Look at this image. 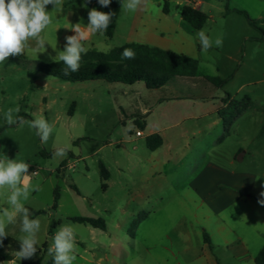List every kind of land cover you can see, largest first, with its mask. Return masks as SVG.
<instances>
[{
  "label": "rangeland",
  "instance_id": "1",
  "mask_svg": "<svg viewBox=\"0 0 264 264\" xmlns=\"http://www.w3.org/2000/svg\"><path fill=\"white\" fill-rule=\"evenodd\" d=\"M212 2L205 11L214 13L217 22L214 24L209 20L204 31L211 32L213 42L222 37L223 46L216 47L213 43L207 53H202L196 75L200 78L199 90L205 88L201 79L204 74L215 72L219 65L221 70L228 72L227 57L236 51L240 35L248 34L252 38L250 42H241L242 46L250 43L248 59H244L239 75L225 86V90L238 99L250 96L255 106L253 110L264 113L262 33L250 26L243 15L233 14L228 19L220 17L219 13H227L225 0ZM170 6L175 10V3L170 2ZM229 7L247 12L254 20H260L258 13L264 14V0H229ZM47 10L52 11V6H47ZM68 13L63 6L60 11L51 12L52 23L42 33L49 44L44 52L27 47L23 55L9 57L0 64V158L7 156L24 161L30 164V173L38 171L37 175H31L29 182L38 184L40 190L31 192L24 204L31 213L30 218L34 216L33 211H43L32 218L41 223L35 256L20 260L14 252L13 261L2 264H34L39 260L45 264L50 255L48 251L43 254L44 243L52 246L59 227L67 224L75 232L77 258L74 264H203L208 247L204 245L203 236L200 237L199 223L207 228L211 255L220 264H255V257L264 248V236L260 235L264 233L261 206L251 200L236 204L220 216L204 212L196 207L200 200L194 191L179 188L186 175L181 180L178 179L180 175H164V148L155 154L148 149L145 136H137L139 127L130 117V112L134 111L132 103L147 101L154 113L149 124L161 128L165 125L163 115L169 114V106L165 102L159 103L160 92L144 86L140 88L142 83L128 86L105 81L65 82L38 71L39 63L59 61L57 51H63L65 36L71 35L69 28L79 23V10L75 11L72 22ZM122 13L117 33L112 38L97 33L84 46L105 53L122 46L127 31L124 20L126 13L132 11L122 10ZM260 26L264 30V23ZM252 45L258 48L256 53L254 48L251 49ZM244 81L252 83L239 93L238 88ZM216 91L225 94L222 89ZM9 108H19L16 115L26 120L43 116L53 125L48 141L42 143L27 124L23 127L7 125L4 113ZM256 120L247 114L240 122L239 133L228 140L224 152L235 150L239 143L246 146L243 149L248 152L245 160L237 161L235 167L257 175L256 187L250 196L264 198L261 196L264 193V135L260 136L261 141L252 140L259 126ZM60 148L66 150L64 156L55 155ZM100 163L112 175L107 192L102 188L105 180L100 173ZM74 187L83 195H79ZM56 191L60 199L54 209ZM9 194L7 187L0 189V209L8 207ZM77 216L102 217L107 230L69 219ZM222 220L226 227L220 231ZM54 223L57 224L55 228ZM20 227L19 215L14 224L6 226L7 234L19 242L24 235ZM187 236H190L189 243L179 242ZM239 237L245 240L248 260L243 259L247 253H240Z\"/></svg>",
  "mask_w": 264,
  "mask_h": 264
},
{
  "label": "crops",
  "instance_id": "2",
  "mask_svg": "<svg viewBox=\"0 0 264 264\" xmlns=\"http://www.w3.org/2000/svg\"><path fill=\"white\" fill-rule=\"evenodd\" d=\"M165 1L169 4L168 13L164 11ZM85 2L86 0H75L74 3L69 4L64 0L63 8L69 12L68 16L71 22L75 18V11L78 10V22L81 23L82 26L87 24L88 11L92 8L104 12V7L98 3V0H90L86 7L84 6ZM170 2L176 4L175 10L171 9ZM212 3V0H148L147 6L142 10L126 13L124 21L127 24V31L124 35L125 42L123 45L137 43L156 47L167 52L183 54L196 59L200 67V59L203 51L201 50V44L197 32L204 30L209 20L216 24L217 16L214 13H207L205 11V7L212 6ZM185 6L199 9L208 15V20L202 29L196 30L191 24L184 20L182 17V9ZM122 10L123 9L121 8L118 17L116 18L114 35L117 33L118 22L123 14ZM219 14L221 15L220 17L228 19L232 18L233 14L239 13ZM258 17L261 21L263 20L262 23H264V14L258 13ZM74 34L75 33L71 31V35ZM206 34L209 37L211 36L210 31L206 32ZM244 35H240L234 54L230 53L227 57L228 61L225 64L229 63L228 72L227 70H221L222 67L219 65L215 72L204 74V76L201 77V79L203 78L202 81L205 85V88H202L204 90H199L200 83L198 84V81L200 78H197V76L175 77L169 80L163 87L154 89L161 93L159 103L165 102L168 103L169 106L167 109L169 114H166L165 116L163 115V122L165 123V125L163 124V127L156 128V126H151L149 124V119H151L154 113L152 112L153 108L149 106L147 101L141 103L135 101V103H132L134 105V111L130 112V117L136 126L137 121L144 124V129L141 130L139 128L137 131L142 133L141 136L138 137L145 136L147 139V137L154 134H158L162 137V145L158 149L153 150V152L158 154L159 151L164 148V151H162L164 175H180V178H178L179 180L186 175L184 176L185 178H183L184 180H181V182L183 181L181 186H179L181 191H194L200 200L196 207L215 216L222 215L236 204H244L251 202V200H255L264 210V207L257 200V197L259 196H250V193H252L256 187L257 175L235 167L237 161L245 160V156L248 152L243 151V149L246 146L239 143L235 150H232L227 154L224 152L228 140L233 135L239 133L241 128L240 122L245 116H247V114H250L255 120L258 119L259 124L257 130L252 136V140L258 139L261 141L262 139L259 134L264 126V113L259 114L254 110L245 112L234 122L228 135H225V124L220 116V110L226 106L224 99L227 94H229L232 99H242H238L236 95L225 90V86L239 75L240 69L243 68L242 65L244 59H248V46L250 43L242 46L241 42L242 40L250 42L252 38H250L248 34ZM93 36L94 34L90 35L88 40L84 41V43L92 41ZM253 39L262 40L256 38ZM92 45L94 47V44ZM252 48L255 49L254 45H252L251 49ZM93 49L94 48L89 50ZM257 49L258 48L254 50L255 53ZM207 76L226 80V84L223 87H216L207 81ZM138 83L143 84L139 85L140 88H143L141 86L147 88L143 82ZM251 83L252 82L250 81H244L238 88L239 93ZM140 88L139 90H141ZM218 89L224 90L225 94L216 91ZM144 131L146 133H144ZM32 176H30V180H32ZM111 176L110 173L109 179L105 180V184L107 185L105 192L110 189L108 182L110 181ZM77 192L79 195H83V192H79L78 188ZM34 212L35 211H33V214ZM105 212L107 213L108 210H105ZM260 215L264 219V213L261 212ZM37 216L34 215L32 218ZM72 218L74 217H69L71 220ZM220 222L221 225H219V230H225L226 223L223 220ZM54 225L55 227L57 226L56 223H54ZM199 228L200 237L203 236L204 245L208 247V249H206L207 254H205L206 261L203 264H220V262L217 259H214L211 255V237L207 232V228L203 223H199ZM106 230L107 224L106 229L103 231ZM260 235L264 236V233ZM188 237L190 236H187L185 239L181 238L179 242L189 243L190 238ZM238 239V243L242 249L240 253L242 255L247 253V256H243V259L248 260L250 256L244 244L245 240L242 237H239Z\"/></svg>",
  "mask_w": 264,
  "mask_h": 264
},
{
  "label": "clouds",
  "instance_id": "3",
  "mask_svg": "<svg viewBox=\"0 0 264 264\" xmlns=\"http://www.w3.org/2000/svg\"><path fill=\"white\" fill-rule=\"evenodd\" d=\"M88 2L90 0H86L85 7ZM111 2L112 0H98L103 7H108ZM147 4L148 0H125L121 7L125 11L136 12L145 8ZM49 5L52 6V11L47 10ZM62 6L63 0H0V64L9 57L23 55L27 47H34L37 52L40 50L44 52L46 45L49 44L42 33L52 23L51 12L62 10ZM114 15L115 13L111 11L102 12L92 8L88 11V22L85 26L81 23L72 24L69 29L75 34L65 36L63 51H57L59 61L64 65L62 71L65 76L79 71L82 54L88 52L84 41L92 34L99 33L103 36L112 23ZM197 36L201 50L205 53L213 47V43L216 47L223 46L222 37H217L213 42L204 30L198 31ZM135 55V52L128 48L122 53L124 59H135ZM19 111V108H9L4 113L6 124L20 127L27 124L35 130L41 142L46 143L53 132V125L43 116L26 120L23 116L16 115ZM65 154L64 148L58 149L55 153L57 156ZM29 168L30 164L24 161L10 159L7 156L0 158V189L5 187L10 189L7 197L8 207L0 209V247H3V242L8 237L6 226L14 224L19 215L20 231L24 235L20 238L19 250L16 251L15 256L20 260L31 259L37 253L39 245L37 234L41 227L39 219L30 218L31 213L24 204L31 192L40 190L38 184L29 182L30 176L35 175L29 172ZM261 196H264V193H261ZM259 203L264 205V200ZM76 251L74 228L70 224L61 225L53 237L52 246L48 248V254L53 257L54 264H74L77 258Z\"/></svg>",
  "mask_w": 264,
  "mask_h": 264
},
{
  "label": "trees",
  "instance_id": "4",
  "mask_svg": "<svg viewBox=\"0 0 264 264\" xmlns=\"http://www.w3.org/2000/svg\"><path fill=\"white\" fill-rule=\"evenodd\" d=\"M226 1V12L236 11L239 14L245 16L250 26L262 33L264 38V30L260 24L263 20H254L250 15L242 10L230 9L229 0ZM125 0H112L108 7H104V12H113L112 23L109 25L106 33L107 38H112L115 33V22L118 17L121 5ZM164 11L169 12V4L165 1ZM182 17L196 30H200L204 27L208 20V15L199 9H194L189 6H185L182 9ZM125 48L132 49L135 52V59H124L122 53ZM64 65L62 61L55 63H39L38 71L57 78L65 82H87V81H105L108 83H120L124 85H134L138 82H143L148 89H159L166 85L169 80L175 77H195L198 73L199 63L196 59L188 57L183 54H177L167 52L156 47H150L147 45L129 43L123 46L115 47L108 53L100 52L95 49L89 50L86 54H82L81 67L79 71L70 73L68 76L63 74ZM207 81L216 87H223L226 84V80L220 78L207 76ZM226 106L220 110V116L225 124V135H228L234 122L245 112L253 110L254 103L249 96L243 97L241 100L232 99L227 94L224 99ZM74 107V104L73 106ZM73 109L71 110V115ZM137 126L143 130L144 124L136 122ZM260 136L264 135V126L260 131ZM162 137L158 134L150 135L146 139L147 147L150 150H156L162 145ZM100 173L104 180L109 179L110 172L103 163H100ZM106 184L102 185L105 190ZM77 191V188L74 187ZM59 192L55 193L54 209L58 206ZM258 201L264 200L263 197H257ZM261 204V203H260ZM264 207V205H262ZM43 211H35L34 215H40ZM74 222L90 225L102 230L106 229V222L102 218H90V217H74ZM55 228V225L53 226ZM52 230L50 231V234ZM7 238L3 242V247H0V264L7 261H13V253L19 250L20 242L15 240L11 235L7 234ZM48 243L43 245V254L48 251ZM256 264H264V248L255 259ZM34 264H41V260ZM45 264H54L52 256H49Z\"/></svg>",
  "mask_w": 264,
  "mask_h": 264
},
{
  "label": "built area",
  "instance_id": "5",
  "mask_svg": "<svg viewBox=\"0 0 264 264\" xmlns=\"http://www.w3.org/2000/svg\"><path fill=\"white\" fill-rule=\"evenodd\" d=\"M141 132H137V136H141ZM31 173H35V175H37L38 174V171L37 170H35V171H32Z\"/></svg>",
  "mask_w": 264,
  "mask_h": 264
}]
</instances>
